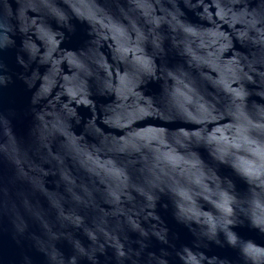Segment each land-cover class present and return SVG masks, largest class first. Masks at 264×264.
I'll list each match as a JSON object with an SVG mask.
<instances>
[{"label":"clouds","instance_id":"1","mask_svg":"<svg viewBox=\"0 0 264 264\" xmlns=\"http://www.w3.org/2000/svg\"><path fill=\"white\" fill-rule=\"evenodd\" d=\"M0 264H264V0H0Z\"/></svg>","mask_w":264,"mask_h":264},{"label":"water","instance_id":"2","mask_svg":"<svg viewBox=\"0 0 264 264\" xmlns=\"http://www.w3.org/2000/svg\"><path fill=\"white\" fill-rule=\"evenodd\" d=\"M181 231H183V230H181ZM185 238H187V234L185 233Z\"/></svg>","mask_w":264,"mask_h":264}]
</instances>
